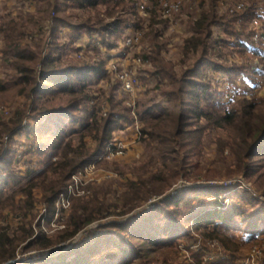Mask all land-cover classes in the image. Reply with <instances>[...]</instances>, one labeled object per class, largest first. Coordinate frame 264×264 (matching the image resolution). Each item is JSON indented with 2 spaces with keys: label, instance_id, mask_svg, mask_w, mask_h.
<instances>
[{
  "label": "rangeland",
  "instance_id": "374dc122",
  "mask_svg": "<svg viewBox=\"0 0 264 264\" xmlns=\"http://www.w3.org/2000/svg\"><path fill=\"white\" fill-rule=\"evenodd\" d=\"M83 1L65 0L60 4V15L69 22L92 27L119 21L125 28L109 40L111 45L101 34L84 28L76 31L62 25L55 30L54 20L42 11L45 2L0 0V150L10 149V165L0 164V239L4 236L17 240L14 243L18 248L15 259L0 264H48L53 257L74 250L79 252L77 263L121 264L122 251L134 246L138 249L135 255L140 257L132 259L134 264H264V154L251 160L243 155L246 144L253 140L244 139L242 129L246 124L209 125L203 148L182 150L183 155L188 150L187 176L174 183L169 180L146 185V192L153 191L145 200H134V191H129V186L141 178L145 182L154 176L166 180L173 174L160 157L161 151L179 146L169 142L172 136L163 134V126L152 139L145 137L142 132L149 128L143 115L148 108L158 112L163 109L167 105L165 93L173 88V80H179L205 54L202 48L186 49L188 39L197 36L194 28L203 16L214 15L209 28L212 41L220 45L209 48L205 55L232 69L230 74L206 71L205 81L211 85L215 100L225 109H233L235 104L245 106L251 124L264 119V0H108V4L96 7L82 6ZM137 33L140 35L136 41L127 46L126 40ZM53 43L60 47L54 54H60L64 66L92 64L103 69L102 77L86 78L85 85L77 88L73 97H86L72 119L65 115L34 117V84L21 83L19 69L30 62L17 59V48H29L35 55L43 48L46 55L53 53ZM35 67L40 70V66ZM125 76L135 80L131 94L123 89ZM44 99L50 107H61L71 97L44 94ZM117 103L119 106L113 110L112 105ZM99 105L101 117L114 111L119 118L118 125H113L110 144L122 145L124 153L118 156L105 152L77 171L62 191L70 186L76 189L77 185L79 189L71 197L62 196L61 191L55 203L49 205L44 201V186L52 174L48 178L37 176L60 155L54 148L43 146L55 141L51 133L80 128ZM122 108L128 109L130 118L122 116ZM20 118L22 127L17 134L3 132L4 125ZM152 131L155 133V129ZM97 135L95 131L85 138V149H96ZM73 144L80 145L78 138ZM89 166L92 169L84 172ZM176 200L178 205L171 204ZM95 202L103 208V218L71 239L61 240L71 229V218L80 215L83 206ZM235 205L247 213V224L251 220L261 223L246 231L233 225L230 229L220 225H211L209 230L195 228L197 215ZM160 212L176 215L189 235L182 236L185 231L178 235L163 231L152 235V239L126 237L112 228V223ZM237 221L245 223L240 218ZM215 228L219 236L204 235V231L210 233ZM27 231H33V237L18 241ZM36 236H46L54 244L49 248L30 247Z\"/></svg>",
  "mask_w": 264,
  "mask_h": 264
},
{
  "label": "trees",
  "instance_id": "16d2710c",
  "mask_svg": "<svg viewBox=\"0 0 264 264\" xmlns=\"http://www.w3.org/2000/svg\"><path fill=\"white\" fill-rule=\"evenodd\" d=\"M40 1L45 2L42 11L45 12L49 20H54L55 24L53 26L55 30L62 25H69V27L75 28L76 31H80L84 28L91 31V33L94 31L101 34L104 42L111 45L109 40L114 38L118 33H122L125 28L120 27L119 21L111 22L100 27H92L88 23L69 22L65 19L64 15H60V4L62 2L65 4V0ZM83 2L84 4L82 6L89 7H96L99 3H109L108 0H84ZM213 20H215L214 15H211L210 17L203 16L201 18L194 28V31L198 34L196 37L188 39L186 49L197 50L198 48H202L203 50H206L204 53L207 54L209 48L212 47L215 49L217 47L218 43L216 44V42L212 41V33L209 28V25ZM57 44L58 43H53V53L50 52L46 55H43V48H39L38 55H35L29 48H17V59H23L30 62L28 67H20L21 69H19L23 76L21 83L25 85L34 84V88H32L33 96L31 95L33 105L31 109L33 116L37 118L39 117L40 119L47 116L60 115H65L67 118L72 119L75 116L74 112L80 108L86 97H73L75 96L77 88L85 85L86 78L88 79L91 76L102 77L104 74L100 65L95 66L91 64L82 67H74L73 65H70L69 67L64 66L60 54H54V52H58L60 49ZM204 55L198 58L191 68L185 70L179 80H173L171 83L173 88L171 91L165 93V96L167 97V105L163 109H160L159 107V112L152 108H148L144 111V121L147 128H149L144 129L142 132L145 137L152 139L159 131V127L163 126V129L161 130L163 134L172 136V139L169 142L174 146L178 145L179 147H173L171 149L167 148L161 151L160 157L163 159L167 169L173 174H171L166 180L164 178H157L156 180L154 176L152 180L151 178L148 179L149 181H152L150 183H148V180L145 182L142 178L140 182L135 181L129 186V191H134L131 194V198L134 200H145V198H148L149 195L152 194L153 189L152 191H145L146 185L149 186L151 183L154 185L155 182L169 180L174 183L175 180L187 176L186 165L188 164V160L187 158L185 159V157H188V150L185 151L184 155L182 154V150L192 147L198 150L201 146L203 148L202 140L209 125L217 128L221 124H234L236 122L246 124L242 129V132L244 134L246 133L244 136L245 138H243L247 139L253 137V140L251 143L246 144V149L243 151V155L245 158L251 160L257 154H264V119L258 120L257 122L259 123L251 124L250 113L244 110L246 109L245 106L241 105L240 107H237L235 104L233 109H225L224 105L219 104L218 99L215 100V95L211 91V85L205 81L206 71L213 69L214 71H225L230 74L232 69L224 67V65H221L216 59H210L207 55ZM35 66H40V70ZM157 70L159 71L158 66ZM163 72L165 73V71ZM251 72L252 71L250 70L249 73ZM44 94L57 96L66 95L71 97V99L68 101L67 105L50 107L48 106L49 104L46 99L42 100ZM118 106L119 104L117 106L113 104V110ZM100 108L99 105L92 113L91 118L85 121L80 128L72 129L67 133H51V135L54 134L53 137L55 141L49 145L43 146V148L48 146L54 148L55 152L60 155L57 161L49 163L48 168L40 172L37 176V178L42 176L48 178L49 174H52V177L49 178V184H45L44 186V201L49 205L55 203L57 196L65 186L66 188L69 186L72 176L75 175L77 171L90 163L96 162L105 152H107V147L112 140L113 125H118L117 122H119V118L115 117L116 113H114V111L112 113L110 111L106 117H101ZM121 111L122 114L125 113L122 116L130 118L127 108H122ZM22 120L23 119L20 118L10 125H4L3 132L10 133L11 136L17 134L21 130ZM37 125L41 128L39 124ZM40 125H43V123ZM152 128L153 130L155 129V133L152 131ZM95 131L98 135L94 138L98 140V144L94 151H90L89 149H85L84 140L87 136H91ZM40 133L42 134V131H40ZM101 133L102 137H99ZM74 138H78L80 141V145L77 147L73 144ZM82 146H84V149H82ZM9 154V148L0 150V164H4L3 166L5 167L10 165V161L7 158ZM247 168L251 171L253 166L249 163ZM153 179L155 181H153ZM178 203L179 202L176 200L171 204L178 205ZM169 204V202L165 203V205ZM83 209L84 211H82L80 215L76 214L71 218V229L66 235H64V237H61V240L65 241L71 239L84 227L94 223L104 216L103 208L100 205L97 206L96 202L94 204L83 206ZM242 209V206L235 205L233 208L224 211H219L217 209L207 210L205 213L197 215V217L194 218L193 224L196 229L203 228L204 230H209L211 225L226 226V228L229 227L228 229H230L233 225L232 228H240L241 230L246 231L250 226L253 227L256 224L259 225L261 223V220L258 222L251 220L247 224L246 222L248 221H245L247 220V213ZM167 212H165L167 215L164 214V212H160L159 214L161 215L150 213L145 215V217L139 215L124 223H112V228H114L119 234H124L126 237H132L134 235L136 237L152 239V235L162 233L163 231H170L176 235L180 234L181 231H185L186 233L182 236H188L189 231L185 229V223L180 222L176 215L172 216ZM238 218L245 223H238ZM237 223L238 225L235 227L234 225ZM141 232L148 233L144 235ZM204 232V235L206 236L220 235L216 231V228L210 233H207L206 231ZM211 233L214 235H210ZM32 237L33 231H27L21 237L22 239H19L18 241L26 242ZM34 240L35 242L29 245L30 247L35 245L42 248H49L54 244L50 239L46 238V236H36ZM15 241L17 240H11L2 236L0 239V262H7L17 257L18 248L14 243ZM125 242H128L127 239ZM122 252L123 258L120 261L121 264H134L135 262L133 261L140 258L135 255L138 253V249H136L135 246L134 248L131 247L125 249ZM78 253L77 250H74L65 255L60 254L53 257L52 259L54 261H49L48 264L85 263L86 260L81 262V259V263H77L79 261V259H77ZM132 253L134 257L130 258ZM43 264H47V262L43 261Z\"/></svg>",
  "mask_w": 264,
  "mask_h": 264
},
{
  "label": "built area",
  "instance_id": "2783aa9c",
  "mask_svg": "<svg viewBox=\"0 0 264 264\" xmlns=\"http://www.w3.org/2000/svg\"><path fill=\"white\" fill-rule=\"evenodd\" d=\"M140 35V33H137L135 35H131L130 38H128L126 40V45L127 46H130L134 41H136L135 39L138 38V36ZM134 79L133 78H130L128 76H125L123 78V89L124 91L127 93V94H131L134 92ZM107 155L109 153H112L113 155H118V156H121L124 152H123V147L122 145H115V144H110L108 147H107ZM93 166H89L87 168L84 169V172H87L89 169H92ZM78 188V185H77V188L74 189V186H70L69 189L66 191V192H63L61 195L62 196H68V197H71L72 194H74L76 191H77ZM261 249L258 250V252H260Z\"/></svg>",
  "mask_w": 264,
  "mask_h": 264
},
{
  "label": "water",
  "instance_id": "95a60500",
  "mask_svg": "<svg viewBox=\"0 0 264 264\" xmlns=\"http://www.w3.org/2000/svg\"><path fill=\"white\" fill-rule=\"evenodd\" d=\"M12 264H15V262H12Z\"/></svg>",
  "mask_w": 264,
  "mask_h": 264
}]
</instances>
